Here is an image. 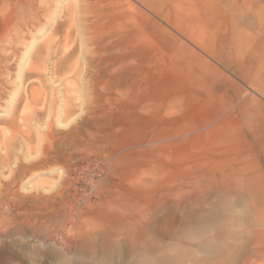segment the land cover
Returning <instances> with one entry per match:
<instances>
[{
    "label": "rangeland",
    "instance_id": "obj_1",
    "mask_svg": "<svg viewBox=\"0 0 264 264\" xmlns=\"http://www.w3.org/2000/svg\"><path fill=\"white\" fill-rule=\"evenodd\" d=\"M88 1L48 0L5 73L0 264H264V0H99L94 43ZM122 21L119 80L95 65Z\"/></svg>",
    "mask_w": 264,
    "mask_h": 264
},
{
    "label": "bare ground",
    "instance_id": "obj_2",
    "mask_svg": "<svg viewBox=\"0 0 264 264\" xmlns=\"http://www.w3.org/2000/svg\"><path fill=\"white\" fill-rule=\"evenodd\" d=\"M79 1V0H78ZM88 1V0H87ZM140 2V0H138ZM142 1V0H141ZM54 2V1H53ZM84 2V1H83ZM89 2V1H88ZM99 2V0H96L95 2H89L88 4H80V8L76 9L74 6H72L69 17L71 21H74L76 19L83 20L85 18H88L85 21H88V26L85 28L89 31H97L99 26V21L97 19H93L91 16L87 17L84 15H92L95 7ZM48 0H0V103L2 102V99L6 93V88L9 85V82H7L5 78V73H7L8 69H13V66L16 62V52L19 50V46H17L19 43H21V38L24 36L28 37V34H25L24 31L27 29H39L46 26V22L44 21L45 18H49L54 14L55 9L53 6L50 5L47 6ZM79 3V2H78ZM53 4V3H52ZM150 7V5H147ZM153 9V8H151ZM106 10V9H105ZM155 10V9H154ZM101 12V11H100ZM103 12V11H102ZM155 13V12H154ZM102 15V14H100ZM163 20H168L164 14H161ZM96 17V15H95ZM54 18V17H53ZM124 15L121 16V20L126 19ZM115 19V18H114ZM171 26L174 28H180L176 25V22L168 20ZM80 22V21H79ZM109 22V21H108ZM124 23V21H122ZM122 22L118 25L117 29L115 30L118 34V37L116 38L117 43L115 44V47L113 50L115 54H103L102 52L99 53L97 56V67L99 71H102L108 75H110L113 78H118L119 80H122L126 74V72H133L132 67L127 64V57L129 55L137 56L141 58V51L142 46L140 41L133 40L134 36L131 34H124L127 30V24H122ZM86 23V22H85ZM102 23V22H101ZM106 23V22H104ZM103 24V23H102ZM48 25V24H47ZM82 25V24H81ZM110 25V24H109ZM86 26V25H85ZM115 27V28H116ZM83 28V27H82ZM60 29V28H59ZM182 30V28H180ZM79 30V29H78ZM60 31V30H59ZM80 32V31H79ZM90 34L88 35H92ZM91 37V42H96L100 35L98 32H95ZM29 33V31H28ZM56 33V32H55ZM82 36V35H81ZM87 36V35H86ZM130 36V37H129ZM30 38V37H29ZM20 39L21 42L18 43V40ZM132 40V47H129V42ZM56 44H59V42L54 41ZM53 42V43H54ZM86 43V42H85ZM90 43V42H89ZM17 44V45H16ZM92 44V43H91ZM11 47L10 50H7V48ZM52 47V44L49 42L44 43V48L48 51H50ZM8 51V52H7ZM72 54V53H71ZM130 57V56H129ZM91 59L96 60V56H93ZM31 60V59H30ZM29 60V61H30ZM27 61V60H26ZM94 63V62H93ZM17 64V63H16ZM94 66V65H93ZM30 71L37 70V67L34 63H31L28 66ZM10 72V71H9ZM104 75V74H103ZM9 76V74H8ZM6 76L7 78H9ZM17 76V75H16ZM10 79V78H9ZM18 79V78H17ZM21 80V79H20ZM101 80V79H100ZM108 82V81H107ZM94 83V82H93ZM92 83V84H93ZM103 83V82H102ZM95 84V83H94ZM113 84V83H111ZM120 84H122L120 82ZM19 85V84H18ZM107 85V84H106ZM105 85V86H106ZM94 86V85H93ZM28 89V88H27ZM118 90V89H117ZM123 86L119 87V91H123ZM31 94L34 97L37 94V91L33 88L31 89ZM26 171V170H25ZM15 176V175H13ZM13 178V177H12ZM16 179V177H14ZM17 181V180H16ZM8 184V183H7ZM5 185V184H4ZM2 186V185H1ZM10 186V185H9ZM14 188V187H13ZM18 188V187H17ZM16 188V189H17ZM44 189V188H43ZM42 189V190H43ZM45 190V189H44ZM5 191V190H4ZM16 193V190L10 189L7 192L0 191V223L6 221L7 219L10 224H16L19 223L20 214H16L13 212V209L16 206V202L18 196H14ZM18 194V193H16ZM31 195V194H30ZM191 195V194H190ZM21 197V196H19ZM18 197V199H19ZM23 197V196H22ZM21 197V199H22ZM43 196L38 192L34 198H41ZM188 197V196H187ZM21 199H19L21 201ZM40 199V200H41ZM166 199V197H165ZM24 200V199H23ZM28 200V199H27ZM44 200V199H43ZM19 201V203H20ZM45 201V200H44ZM46 202V201H45ZM166 202V201H165ZM163 203V202H162ZM170 204V203H169ZM31 205V204H30ZM46 205V204H45ZM28 206V205H27ZM166 208V207H165ZM25 209V208H24ZM20 210V209H19ZM19 210H17L19 212ZM57 211V210H56ZM63 211V210H62ZM21 212V211H20ZM156 212V211H155ZM11 214L12 216L10 218L4 216L3 214ZM62 213V212H61ZM64 213V212H63ZM39 214V213H38ZM34 215V214H33ZM52 215V214H50ZM54 215V214H53ZM210 215V214H208ZM216 215V214H215ZM44 216V215H43ZM57 216V215H56ZM59 216V215H58ZM62 216V215H61ZM218 216V215H217ZM29 217V216H28ZM45 217V216H44ZM60 217V216H59ZM58 217V219H59ZM219 217V216H218ZM36 218V217H35ZM39 218V217H38ZM43 218V217H42ZM61 218V217H60ZM51 219V218H50ZM53 219V218H52ZM62 219V218H61ZM217 219V218H216ZM28 220V219H27ZM30 220V219H29ZM47 220V218H46ZM54 220V219H53ZM56 220V219H55ZM107 220V219H106ZM31 221L32 218H31ZM41 221H43L41 219ZM40 221V222H41ZM59 221V220H58ZM156 221V220H155ZM35 222V221H34ZM33 222V223H34ZM37 222V221H36ZM45 222V221H44ZM49 222V221H48ZM28 223V222H27ZM126 223V222H124ZM21 224V223H20ZM39 224V223H38ZM17 225V224H16ZM30 225V224H29ZM33 225V224H32ZM35 225V224H34ZM46 225V224H45ZM66 225V224H65ZM64 225V226H65ZM68 225V224H67ZM158 225V224H157ZM40 226V225H39ZM52 226V225H51ZM93 226V225H92ZM100 226V225H99ZM13 227V226H12ZM16 227V226H15ZM32 227V226H31ZM101 227V226H100ZM130 227V226H129ZM11 229V228H10ZM21 229V228H20ZM29 229V228H28ZM100 229V228H99ZM130 229V228H129ZM2 230V229H1ZM7 230V229H6ZM16 230V229H14ZM18 231V230H16ZM27 231V230H26ZM60 231V230H59ZM100 231V230H99ZM130 231V230H129ZM7 233V231H5ZM28 232V231H27ZM18 233V232H15ZM3 234V233H2ZM8 234V233H7ZM21 234V233H20ZM5 235V234H4ZM12 235V234H11ZM68 235V234H67ZM18 236V235H17ZM24 236V235H23ZM33 236V235H32ZM70 236V235H69ZM3 237V236H2ZM39 237V236H38ZM6 238V237H5ZM10 238V237H9ZM1 239V237H0ZM40 239V238H39ZM61 239V238H60ZM83 239V238H82ZM44 240V239H43ZM62 240V239H61ZM71 240V239H70ZM37 241V240H36ZM41 241V240H40ZM50 241V240H48ZM47 241V242H48ZM73 241V240H72ZM133 241V240H132ZM32 242V241H31ZM71 242V241H70ZM50 243V242H49ZM83 243V242H82ZM86 243V242H85ZM84 244V243H83ZM135 244V243H134ZM81 245V244H80ZM135 246V245H134ZM143 246V245H142ZM108 248V246L106 247ZM76 249V248H75ZM110 249V248H109ZM229 249V248H228ZM54 250H56L54 248ZM54 250L52 252H54ZM134 250V249H133ZM50 251V250H49ZM47 252V251H46ZM45 252V253H46ZM51 252V253H52ZM63 252V251H62ZM69 252V250H68ZM89 252V251H88ZM108 252V251H107ZM61 253V252H60ZM72 253V252H71ZM93 253V252H90ZM179 253V252H177ZM49 254V253H48ZM105 254V253H104ZM108 254V253H107ZM67 255V254H66ZM71 255V254H69ZM42 257V255L40 254ZM44 256V255H43ZM48 256V255H47ZM99 255H97L98 257ZM104 256V255H103ZM172 256V255H171ZM45 257V256H44ZM103 258V257H102ZM109 258V257H108ZM171 258V257H170ZM7 259V258H6ZM11 259V258H10ZM73 259V258H72ZM172 259V258H171ZM170 259V260H171ZM207 259V258H205ZM18 260V259H17ZM112 260V259H111ZM150 260V259H149ZM14 261V260H13ZM34 261V260H33ZM40 261V260H39ZM75 261V260H74ZM89 261V260H88ZM176 261V260H175ZM18 262H20L18 260ZM90 262V261H89ZM152 262V261H151ZM11 263V262H10ZM16 263V262H15ZM34 263V262H33ZM79 263V262H78ZM155 264V263H154ZM202 264V262H201Z\"/></svg>",
    "mask_w": 264,
    "mask_h": 264
}]
</instances>
